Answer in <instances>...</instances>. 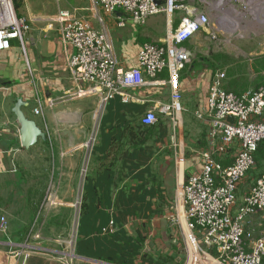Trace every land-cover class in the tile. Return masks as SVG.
Listing matches in <instances>:
<instances>
[{
	"label": "crops",
	"instance_id": "1",
	"mask_svg": "<svg viewBox=\"0 0 264 264\" xmlns=\"http://www.w3.org/2000/svg\"><path fill=\"white\" fill-rule=\"evenodd\" d=\"M14 3L30 30L24 45L13 40L11 48L0 54V223L2 217L8 222V230H0V264H174V255L165 254L161 247L153 254L145 227L155 223L161 235L174 236L163 222L181 214V182L202 167L199 153L209 149L208 125L199 119L204 129L195 127L190 142L186 141L183 114L184 103L194 106V114L207 105L212 79L222 67L214 58L197 56L202 45L196 46V36L202 32L184 45L192 60L180 74L181 126L158 113L155 128L147 130L142 117L171 102L169 85L129 89L130 102L116 96L104 103L100 93L76 97L68 66L76 49L63 44L59 25L50 20L63 8L59 5L57 12H51V6L41 0ZM189 5L203 10L196 0ZM180 13L174 16L173 27L184 14ZM105 14L112 23L122 12ZM97 15L103 17L95 10L92 16L97 19ZM171 18L167 16V22ZM128 26L132 29L127 30ZM137 26L130 21L121 32L112 33L105 22L99 29L108 31L117 60L127 68L139 67L137 56L145 43L159 44L167 35L166 21L157 36L141 33ZM161 78L167 80L168 72ZM230 81L227 73L228 90ZM252 89L257 88L231 91L240 94ZM19 101L25 116L44 133L29 148L22 145L21 125L14 112ZM179 154L184 155L182 166ZM257 178L250 174L246 181L250 179L252 185ZM51 195L56 197L51 217L33 226L36 208L43 207ZM79 197L85 201L86 212L81 206L72 244L73 202ZM25 242L32 248L27 258L9 253ZM186 255L177 264H184Z\"/></svg>",
	"mask_w": 264,
	"mask_h": 264
},
{
	"label": "built area",
	"instance_id": "2",
	"mask_svg": "<svg viewBox=\"0 0 264 264\" xmlns=\"http://www.w3.org/2000/svg\"><path fill=\"white\" fill-rule=\"evenodd\" d=\"M189 1L166 0L157 5L155 0H92L93 12L100 7L109 15L121 11L117 18L120 28L130 21L144 25L157 14L173 17L168 19L167 35L161 43L147 42L141 47L139 67L135 68L120 64L108 31L96 29L81 13L83 9L59 10L50 20L59 25L63 44L76 49L68 62L75 96L100 93L104 103L116 96L130 102L133 97L129 89L169 85L171 102L148 110L142 124H156L161 113L171 117L175 126H181L180 74L192 60L184 45L200 32L215 38L212 15L219 10L218 0H196L203 10L193 8ZM176 11L184 14L178 26L173 27ZM97 19L105 25L103 17L97 15ZM28 23L18 15L14 0H0V54L11 48L13 40L24 45L25 34L30 30ZM165 71L167 80L161 78ZM226 80L227 72L218 69L207 105L195 112L197 119L208 125L209 149L199 153L204 160L202 167L184 179L179 189L183 213L176 214L173 221L184 240V264H264V235L256 236L251 227L252 217L264 211V173L241 201L238 196L241 185L256 167L255 154L264 142V86L236 94L226 89ZM36 113L40 110L36 109ZM177 160L182 166L184 155L179 154ZM47 198L51 200L52 195ZM0 230H8L4 217ZM31 250L25 242L9 253L20 259L27 258Z\"/></svg>",
	"mask_w": 264,
	"mask_h": 264
},
{
	"label": "rangeland",
	"instance_id": "3",
	"mask_svg": "<svg viewBox=\"0 0 264 264\" xmlns=\"http://www.w3.org/2000/svg\"><path fill=\"white\" fill-rule=\"evenodd\" d=\"M68 1L70 2V4H66L64 0H60L59 2L60 7L63 9H70V10H73V8L76 7L83 9L81 13L90 20L93 26L96 29H102V25L101 23H99L98 19L93 18L92 16L93 12L91 8L93 7V3L91 0H68ZM43 2L51 6L49 8L51 12H57L59 7L57 0H41V3ZM229 4L234 5L237 8V10L243 12L244 18L241 19V17L243 16L242 13H238L236 18L234 14L230 12H227L226 15H224V13L220 11V9L219 10L216 9L215 11L216 13L214 14L213 22H212L213 31L214 33H216V37L214 38L213 36H210L205 32L198 34L196 36V46L200 45L201 47L202 45V48L201 49L198 48L200 50H196V53H198L197 56L200 59L205 57L207 60L208 59L213 60L214 58L215 62H217V65L222 66L220 68L225 69L227 73L230 68L236 69L238 67H242L240 68L241 70L240 72H236L238 79L243 80L240 76L244 77L245 75H247V79L253 80L256 77V75L254 74V70L251 66L253 59L257 56L264 54V0H257L253 8L254 10L255 9L257 10L255 11L256 13L257 12L259 13V18H260L259 20L258 17L255 18V15L252 14L253 12H250L249 0L226 1L224 7L228 8V6H230ZM250 6L252 7V5ZM20 8H24L23 5ZM99 12L105 18V22H107L108 30H110V32L112 33L121 32L123 30L118 26L116 20H112V23L109 21L110 19L109 16L103 12L101 7L99 9ZM119 12L121 11H116L115 13L119 14ZM180 14L181 13L179 11H176L174 15L175 18H177ZM221 17L224 20L226 19V17L228 18L225 21H223L224 24L222 23L225 28L230 26V21H232V19L233 20L236 19L235 21H237L238 29L233 32H230L229 30L228 31L225 30L223 27H221V24L219 23L222 20ZM165 21L167 26V16L165 14L162 13V14L153 15L149 18L146 24L138 25L137 29L141 30V33L149 31L153 33L155 36H157L161 33L160 30L165 28ZM130 29L132 28L128 26L127 30ZM26 37L27 35L25 34V38ZM217 55H226L229 56V59H225L223 56L219 58L217 57ZM252 88L254 87L252 86ZM184 106L186 108V110L183 112L185 119V123H184L185 136H186V141L190 142L191 134L194 133L195 127L196 130L199 131H202L204 128L199 126L198 124L199 122L197 121L196 115L194 114V109H195L194 106L192 104H186V103H184ZM92 143L88 146V150H89L88 159L91 157L90 151L92 149ZM263 169H264V164H263ZM254 171L259 173L263 170L262 169L259 170L258 168H256ZM251 176H253V178L258 177V175L256 176L253 172H251ZM250 179L247 180L240 189V192L238 194V196L240 197V201L242 197L241 194L243 193L245 194L247 188L253 182V181L251 182ZM54 201H56V197H53L51 200L50 198H47V200L43 203V207L39 205L36 208L35 214L33 215V223H34L33 226L37 225L38 223L41 224L43 217L47 219L51 217L52 215L50 214L51 209L54 206H56L54 205ZM83 201L84 199L79 197L78 199H74L73 202V206L76 208V214L73 215V221H72L74 222L73 233H72L73 241L71 242L72 244H74L76 240L75 236L77 235L80 210ZM255 217L256 218L253 220L254 224L251 223V227L252 229H254L256 236L257 234H261V233H263L261 235H264V211L257 214ZM46 221L48 222V220ZM163 223L165 225L167 223V225L171 227V230L169 232L174 236L171 237L169 235L168 236L161 235V232L156 231L158 229V225L156 224L155 226V223L154 224L152 223L151 227L149 225L145 227L147 233L146 238L149 239L148 245L152 248L154 255L159 253L160 250L159 248L161 247L164 251H167L165 252V254L172 253L174 255V264H177L178 262L181 261L183 262L186 255V249H185L183 237L180 236L181 234L179 235L177 225L174 223L173 218H171V220L166 219V222ZM60 226L61 225H58V227ZM148 226L149 229L147 228ZM150 232H152L151 236L149 234ZM163 264H170V261L169 263L164 261Z\"/></svg>",
	"mask_w": 264,
	"mask_h": 264
},
{
	"label": "trees",
	"instance_id": "4",
	"mask_svg": "<svg viewBox=\"0 0 264 264\" xmlns=\"http://www.w3.org/2000/svg\"><path fill=\"white\" fill-rule=\"evenodd\" d=\"M17 7L19 5H16ZM16 7V8H17ZM224 57L225 59H229V56H226V55H217V57ZM252 68L254 70V74L256 75L255 79L253 80H249L247 79V75H245L244 77L243 76H240L243 80L241 79H238V76L236 74V72H240V68L242 67H238V68H230L228 70V76L231 77V81H230V84H228V88L230 90L228 91H235L237 93L239 92H242L243 90L249 88V87H254V88H259L261 85L264 86V54L260 55V56H257L253 59V62H252ZM156 125V124H154ZM154 125H151V126H146V125H143L142 124V127L146 128L147 130H152L154 129ZM255 158H256V167L250 171L249 175L251 174V172H253L256 176H260L262 175L261 173L263 172L264 173V169H263V164H264V142H261L260 145H259V148L258 150L256 151V154H255ZM256 168H258L259 170H263L261 172H256L254 171ZM86 204H85V201L83 202V205H82V212H86ZM256 216V215H255ZM260 232V231H259ZM263 234V233H261ZM261 234H257V236L261 235Z\"/></svg>",
	"mask_w": 264,
	"mask_h": 264
},
{
	"label": "water",
	"instance_id": "5",
	"mask_svg": "<svg viewBox=\"0 0 264 264\" xmlns=\"http://www.w3.org/2000/svg\"><path fill=\"white\" fill-rule=\"evenodd\" d=\"M157 5H162L166 0H155ZM22 101H19L14 112L16 113L19 123L21 125V142L26 148L34 145L39 137H44L43 131L37 126L36 122L28 119L21 110ZM232 119V118H230Z\"/></svg>",
	"mask_w": 264,
	"mask_h": 264
},
{
	"label": "bare ground",
	"instance_id": "6",
	"mask_svg": "<svg viewBox=\"0 0 264 264\" xmlns=\"http://www.w3.org/2000/svg\"><path fill=\"white\" fill-rule=\"evenodd\" d=\"M226 1H230V0H218V3L216 4V8H219L220 10H222V12H224L225 15H226L227 12H230V13L234 14V16L236 18H237V14L238 13H242L243 16L241 17V19L244 18V13L241 12V11H239V10H237V8L234 5L229 4L230 6H228V8L224 7ZM256 1L257 0H249V8H250L249 10H250V12H253L252 14L255 15V18L258 17V20H259L260 19L259 18V13L258 12L257 13L255 12V11H257L256 9L255 10L253 9L254 6H255V4H256ZM250 5H252V7ZM226 19H228V18L226 17ZM225 20L222 18V20L219 22L221 24V27H223L225 30H227V31L229 30L230 32H233V31H235V30L238 29L237 21H235L236 19L235 20L232 19V21H230V26H228L226 28L223 26V24H224L223 21H225ZM181 205H182V201H181ZM182 213H183V209H181V214Z\"/></svg>",
	"mask_w": 264,
	"mask_h": 264
}]
</instances>
